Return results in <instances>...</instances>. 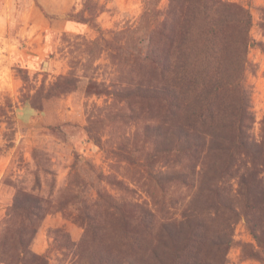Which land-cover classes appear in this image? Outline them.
Masks as SVG:
<instances>
[{"label": "rangeland", "instance_id": "374dc122", "mask_svg": "<svg viewBox=\"0 0 264 264\" xmlns=\"http://www.w3.org/2000/svg\"><path fill=\"white\" fill-rule=\"evenodd\" d=\"M224 1L244 6L252 16L256 45L248 61L255 73L247 74L245 84L255 115L250 133L260 142L264 0ZM168 8L169 0H0V221L15 185L31 189L39 178L52 207L31 250L48 264H73L54 231L81 240L86 234L83 210L104 225L103 241L115 247L117 231L128 228L130 216L141 208L151 209L160 221L177 219L179 210L169 199L192 196L177 182L166 181L178 163L156 152L164 146L161 104L136 98L133 91L135 83L156 74L139 63ZM92 17L97 28L82 24L81 19ZM68 77L74 84L63 81ZM89 84L96 88L87 94ZM35 97L44 112L32 108ZM228 184L237 191L236 178ZM233 228L227 263L264 264V251L245 216Z\"/></svg>", "mask_w": 264, "mask_h": 264}, {"label": "trees", "instance_id": "16d2710c", "mask_svg": "<svg viewBox=\"0 0 264 264\" xmlns=\"http://www.w3.org/2000/svg\"><path fill=\"white\" fill-rule=\"evenodd\" d=\"M81 22L97 28L95 17ZM251 29L250 11L240 4L169 0L139 63L156 74L135 83L133 91L136 98L161 104L164 146L156 152L178 163L166 181L177 182L192 196L169 199L179 210L177 219L160 221L151 209L141 208L130 216L128 228L117 231L115 247L103 241L104 225L83 210L86 234L81 240L54 231L73 264H228L233 224L242 215L264 251V134L257 142L250 133L255 115L245 84L247 74L255 73L248 61L256 45ZM71 79L62 80L72 85ZM95 88L89 84L85 92ZM31 104L45 111L38 98ZM229 178L238 180L236 192ZM14 188L0 221V264H48L31 245L51 210V195L42 193L39 178L31 189Z\"/></svg>", "mask_w": 264, "mask_h": 264}]
</instances>
